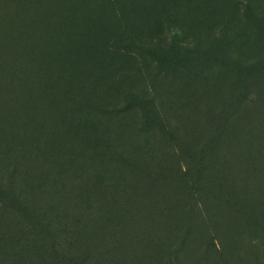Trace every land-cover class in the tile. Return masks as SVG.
Wrapping results in <instances>:
<instances>
[{
    "label": "rangeland",
    "instance_id": "rangeland-1",
    "mask_svg": "<svg viewBox=\"0 0 264 264\" xmlns=\"http://www.w3.org/2000/svg\"><path fill=\"white\" fill-rule=\"evenodd\" d=\"M0 264H264V0H0Z\"/></svg>",
    "mask_w": 264,
    "mask_h": 264
}]
</instances>
